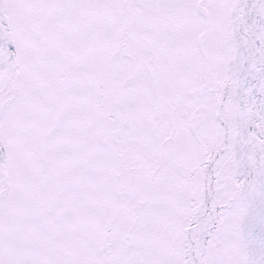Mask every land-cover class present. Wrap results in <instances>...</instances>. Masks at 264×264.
<instances>
[{"label": "snow or ice", "instance_id": "6c2138e0", "mask_svg": "<svg viewBox=\"0 0 264 264\" xmlns=\"http://www.w3.org/2000/svg\"><path fill=\"white\" fill-rule=\"evenodd\" d=\"M0 264H264V0H0Z\"/></svg>", "mask_w": 264, "mask_h": 264}]
</instances>
